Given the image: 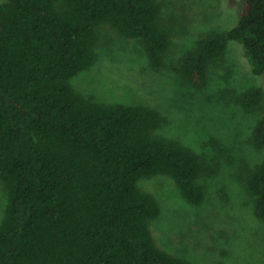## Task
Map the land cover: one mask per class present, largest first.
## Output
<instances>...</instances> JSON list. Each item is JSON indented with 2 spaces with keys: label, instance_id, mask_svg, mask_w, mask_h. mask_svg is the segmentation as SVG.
I'll return each mask as SVG.
<instances>
[{
  "label": "trees",
  "instance_id": "trees-1",
  "mask_svg": "<svg viewBox=\"0 0 264 264\" xmlns=\"http://www.w3.org/2000/svg\"><path fill=\"white\" fill-rule=\"evenodd\" d=\"M228 2H239L236 23L200 35L174 66L196 89L231 40L264 74V0ZM105 25L164 66L171 29L155 0H0V264H196L157 245L149 223L160 206L139 181L167 175L198 205L212 167L159 133L158 110L85 98L70 83L94 63ZM262 98L251 87L240 104ZM251 139L262 156L245 187L264 218V112Z\"/></svg>",
  "mask_w": 264,
  "mask_h": 264
},
{
  "label": "rangeland",
  "instance_id": "rangeland-1",
  "mask_svg": "<svg viewBox=\"0 0 264 264\" xmlns=\"http://www.w3.org/2000/svg\"><path fill=\"white\" fill-rule=\"evenodd\" d=\"M155 1L159 22L171 29L161 69L152 67L139 40L123 38L105 25L94 63L70 83L85 98L158 110L165 117L159 133L186 145L212 167L198 180L205 192L198 205L185 201L167 175L139 181L160 206L149 223L159 247L196 264H264V218L256 215L245 187L249 170L262 156L251 134L264 112V74L251 72L242 46L232 40L209 63L203 88L188 85L174 69L200 35L236 23L239 2ZM251 87H261L263 98L244 108L240 95ZM5 202L0 183V218Z\"/></svg>",
  "mask_w": 264,
  "mask_h": 264
}]
</instances>
